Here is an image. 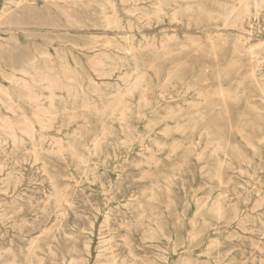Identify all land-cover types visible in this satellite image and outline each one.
<instances>
[{
    "label": "rangeland",
    "instance_id": "obj_1",
    "mask_svg": "<svg viewBox=\"0 0 264 264\" xmlns=\"http://www.w3.org/2000/svg\"><path fill=\"white\" fill-rule=\"evenodd\" d=\"M0 86V264H264V0H0Z\"/></svg>",
    "mask_w": 264,
    "mask_h": 264
},
{
    "label": "bare ground",
    "instance_id": "obj_2",
    "mask_svg": "<svg viewBox=\"0 0 264 264\" xmlns=\"http://www.w3.org/2000/svg\"><path fill=\"white\" fill-rule=\"evenodd\" d=\"M174 2V1H173ZM102 7V6H101ZM187 8V7H186ZM181 15V14H180ZM201 17V16H200ZM113 22L115 21V20H112ZM211 21V20H210ZM189 23V22H188ZM196 23V22H195ZM188 36V35H187ZM200 36V35H199ZM186 37V36H185ZM235 37H236V35H235ZM242 37V36H241ZM196 38V37H195ZM186 39H188V37L186 38ZM193 39V38H192ZM196 39H198V38H196ZM196 39H195V41H196ZM237 39V38H236ZM240 39V38H239ZM189 40V39H188ZM192 41H194V39L192 40ZM194 41V42H195ZM236 41H238V39L237 40H235V43H236ZM240 41V40H239ZM238 41V42H239ZM238 42H237V44H238ZM245 42V41H244ZM194 45V44H193ZM213 45V44H212ZM227 45V44H226ZM239 45V44H238ZM151 46H152V44H151ZM187 46V45H186ZM215 46H216V44H215ZM150 47V46H149ZM235 47V46H234ZM236 47H239V46H237L236 45ZM235 47V48H236ZM243 47V46H242ZM148 48V47H147ZM181 48H185V45H184V47H182L181 46ZM187 48V47H186ZM218 48V47H217ZM234 48V49H235ZM243 48H245V47H243ZM138 49V48H137ZM141 49V48H140ZM162 49H165V47L163 48L162 47ZM239 49V48H238ZM240 50V49H239ZM241 50H243L242 48H241ZM247 50V49H246ZM167 51V50H166ZM135 52V51H134ZM235 52H236V49H235ZM221 53H222V51H221ZM224 54V53H223ZM237 54V53H236ZM235 54V55H236ZM234 55V54H233ZM237 56V55H236ZM214 61H215V58H214ZM241 61V60H240ZM237 62H238V60H237ZM136 63V62H135ZM257 63H259V62H257ZM179 65V64H178ZM257 66V65H256ZM150 67V66H149ZM177 71V70H176ZM153 83V82H152ZM0 87H2V86H0ZM22 87L24 88V90H25V95L27 96V98H29V99H32V98H34L35 97V94H34V91H33V88H32V86H31V84L30 83H28L26 80H23V84H22ZM2 88H4V87H2ZM213 91V90H212ZM222 92V91H221ZM6 93V92H5ZM120 95H122V94H120ZM120 95H119V97H120ZM122 97V96H121ZM126 97H128V96H126ZM13 99V98H12ZM119 99V98H118ZM73 102H74V105H76V103H75V101L74 100H72ZM114 101H116V100H114ZM193 102V101H192ZM68 103V101H66L65 102V104H67ZM112 103H114V102H112ZM68 104H70V103H68ZM128 104V103H127ZM73 105V106H74ZM128 105H130V104H128ZM67 106V105H66ZM72 106V105H71ZM89 107H91L90 105H88ZM87 107V106H86ZM126 107H127V105H126ZM72 108V107H71ZM77 108V107H76ZM75 107L74 108H72L73 110L74 109H76ZM96 108V107H95ZM107 108V107H106ZM181 108V107H180ZM89 109V108H88ZM90 109H92V108H90ZM81 110H83V109H81ZM117 110V109H116ZM128 110V109H127ZM75 111H78L79 112V110H75ZM89 111V110H88ZM94 111V110H93ZM103 111V110H102ZM72 112V111H71ZM96 112V111H95ZM73 113H74V111H73ZM72 113V114H73ZM82 113V112H81ZM93 113V112H92ZM101 114L103 113V112H100ZM113 113V112H112ZM76 114V113H75ZM78 114L79 113H77L76 115L78 116ZM176 114H178V113H176ZM80 115V114H79ZM103 115V114H102ZM80 116H82V114L80 115ZM103 116H105V115H103ZM101 117V118H104V117ZM83 117V116H82ZM72 118V117H71ZM75 118V117H74ZM78 118H80L79 116H78ZM128 118H129V116H128ZM73 119V118H72ZM76 119H77V117H76ZM88 119V118H87ZM86 119V120H87ZM37 120V119H36ZM85 120V119H84ZM89 120V119H88ZM103 122V121H102ZM127 123V122H126ZM9 124H11V123H9ZM152 125V124H151ZM102 126V125H101ZM47 131V130H46ZM79 131V130H78ZM166 132V131H165ZM167 133V132H166ZM149 136V135H148ZM77 138V137H76ZM134 138V137H133ZM130 139V138H129ZM74 141H75V139H74ZM95 141H96V139H95ZM142 141V140H141ZM127 142V141H126ZM74 144V143H73ZM82 144V143H81ZM94 144V143H93ZM174 146V145H173ZM85 147V146H84ZM83 147V148H84ZM86 148V147H85ZM88 148V147H87ZM38 150V149H37ZM41 150V149H40ZM73 150V149H72ZM49 152H51V151H49ZM189 153H190V151H189ZM56 154V153H55ZM202 190V189H201ZM144 191V190H143ZM218 215H220L221 214V212L219 213L218 211L216 212ZM220 260H221V258H220V256H215V260H214V263L213 264H220Z\"/></svg>",
    "mask_w": 264,
    "mask_h": 264
}]
</instances>
